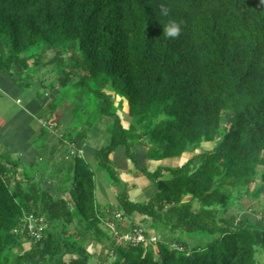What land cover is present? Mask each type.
<instances>
[{
	"label": "trees",
	"instance_id": "obj_1",
	"mask_svg": "<svg viewBox=\"0 0 264 264\" xmlns=\"http://www.w3.org/2000/svg\"><path fill=\"white\" fill-rule=\"evenodd\" d=\"M173 19L176 38L164 33ZM40 65L58 67L45 87L60 91L38 111L48 118L34 165L0 147V264H259L264 204L256 221L229 209L264 194V0H0V74L26 89ZM65 103L74 104L73 127L58 136L50 121ZM125 106L127 125L118 113ZM103 117L111 122L96 167L122 185L107 206L78 154ZM203 142L214 146L154 170L140 168L134 152L145 145L146 158L160 161ZM118 147L153 184L145 201L130 199L111 158ZM27 215L42 226L38 240ZM109 224L157 240L117 242Z\"/></svg>",
	"mask_w": 264,
	"mask_h": 264
},
{
	"label": "crops",
	"instance_id": "obj_2",
	"mask_svg": "<svg viewBox=\"0 0 264 264\" xmlns=\"http://www.w3.org/2000/svg\"><path fill=\"white\" fill-rule=\"evenodd\" d=\"M16 77L19 78V76ZM37 80H34L29 88L22 89L16 80L0 74V147L6 148L13 157L19 158L22 165L27 167L37 162L35 142L48 118L47 114L44 118L39 119L37 116L38 111L59 93L56 87L47 89L45 86L48 82L40 85ZM42 88L45 91L43 96L39 94ZM68 104L70 103L62 104L50 121L52 129L53 126H57L55 131L58 136L61 135L64 129H72L73 127L74 114L68 109L67 111L63 110ZM110 122V117H103L97 122L88 133L84 148L80 150L81 156L94 169L95 198L103 206L115 204L116 194L122 187L121 184L112 186L105 173L96 167L95 153L106 140V126ZM146 151V147L143 151H140V159L135 156L140 168L146 167L148 170H154L158 166H169L168 161L171 158L160 161L148 160ZM111 158L121 175V181L131 188L128 191L130 199L136 202L148 199L154 192L153 184L145 176L140 175L136 169L132 170L134 165L126 156L125 149H118L111 155ZM151 164L155 165L152 167L154 169L151 168ZM43 167L49 168L45 165ZM132 173L134 177L131 176ZM44 185L49 189L52 188L48 180H44ZM131 192H133L132 194H140V199H133ZM141 218L137 221H140Z\"/></svg>",
	"mask_w": 264,
	"mask_h": 264
},
{
	"label": "rangeland",
	"instance_id": "obj_3",
	"mask_svg": "<svg viewBox=\"0 0 264 264\" xmlns=\"http://www.w3.org/2000/svg\"><path fill=\"white\" fill-rule=\"evenodd\" d=\"M52 55V52L50 50L44 52L43 51V58L41 59V62H45L47 59H49ZM68 56V55H67ZM32 61H30L31 63ZM58 72V67H56L55 65L49 66V67H43V66H38L37 70H36V76L37 78H35V80L41 83H47L49 81H52L55 76L57 75ZM60 91V90H59ZM117 100V99H116ZM71 104V105H70ZM68 105H66V107L63 108L64 111H67V109L69 111L72 112V114H74V104L70 103ZM127 107H123V109L121 111H118V113L120 114V117L123 120L124 125H127L129 117L127 115ZM61 112V111H60ZM214 146V143L212 142H203L199 145L198 148L192 150V151H187L185 152L183 155L178 156V157H174L173 159L171 158V160H167L169 162V166L174 167V166H179L181 164H183L185 161H187L188 159H190L191 157H193L194 155L201 153L202 151L205 150H211ZM145 148V145H138L136 147H134V151H135V156L140 159V151H143ZM118 149H123V147H118ZM116 150V151H117ZM71 155H74L73 153H70ZM133 165V164H132ZM166 165H168V163H166ZM154 164H151V168L154 167ZM156 168V167H155ZM154 169V168H152ZM132 170H135L134 166L132 168ZM133 174V173H132ZM134 177V174L131 175ZM121 177V175H120ZM148 183V182H147ZM128 185V184H127ZM131 189V188H129ZM133 192H131V196L133 199L135 200H139L140 199V194L136 193V194H132ZM129 194V193H128ZM116 203V202H115ZM264 204V194H262L259 198L258 201H253L250 197L245 196L243 198L237 199V201H235L230 209H229V213H233V214H238L240 216V218H248L251 221H256L257 218H259L260 212H261V205ZM138 217L136 220H139ZM264 224V222H263ZM110 225V224H109ZM109 227V226H108ZM142 227L146 228V225H143ZM110 228V227H109ZM178 235V233L176 234V236ZM114 237L116 235H113ZM179 236V235H178ZM183 238H185L191 246L195 245L196 243H198V240L196 239V237H188V235L183 234L182 235ZM117 238V242L118 240L120 241V236H116ZM125 241V240H123ZM24 247L27 249V247H29V244L26 243L24 245ZM89 250L91 252H94L97 254V252L99 251L98 248H96L95 246H90ZM15 251H18V249H15ZM69 255L67 254H62V258L64 259V261H68L69 259ZM104 257L106 258L107 256L104 255ZM114 260V256L112 254L109 255V258L107 261H112ZM255 260L257 263L259 264H264V251L261 247H255ZM91 264H96V260H93Z\"/></svg>",
	"mask_w": 264,
	"mask_h": 264
},
{
	"label": "built area",
	"instance_id": "obj_4",
	"mask_svg": "<svg viewBox=\"0 0 264 264\" xmlns=\"http://www.w3.org/2000/svg\"><path fill=\"white\" fill-rule=\"evenodd\" d=\"M69 152L74 153V146L72 144H70ZM78 154L80 156L82 155L80 150L78 151ZM117 216H119L118 213ZM24 219H25L24 227L28 229L32 237L38 240L40 238V232L42 230V226L38 224L39 220H36L32 215H27L25 216ZM109 227L111 228V230L114 231L115 235H117L118 237L120 236V239L125 240V242H131L133 244H138V243L145 244L147 242H156L157 240L156 234L154 232H151L150 235L147 237L144 234V230L140 227L134 229L132 233H123L121 235L117 234V231L114 229L113 225H109Z\"/></svg>",
	"mask_w": 264,
	"mask_h": 264
},
{
	"label": "clouds",
	"instance_id": "obj_5",
	"mask_svg": "<svg viewBox=\"0 0 264 264\" xmlns=\"http://www.w3.org/2000/svg\"><path fill=\"white\" fill-rule=\"evenodd\" d=\"M161 12L163 15L168 14V8L166 5L161 4L160 5ZM164 33L171 38H176L181 33V26L180 23L176 20H169L168 23L164 26Z\"/></svg>",
	"mask_w": 264,
	"mask_h": 264
}]
</instances>
